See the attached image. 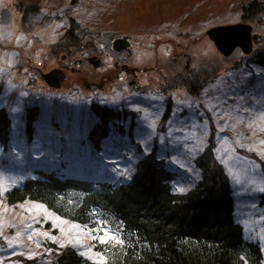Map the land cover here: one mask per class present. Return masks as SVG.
<instances>
[{
	"label": "rangeland",
	"instance_id": "rangeland-1",
	"mask_svg": "<svg viewBox=\"0 0 264 264\" xmlns=\"http://www.w3.org/2000/svg\"><path fill=\"white\" fill-rule=\"evenodd\" d=\"M247 1L42 0L38 15H25L19 0H0V108L11 120L6 144L0 145L1 190L38 171L60 179L126 181L155 145L156 156L174 173L172 186L184 192L196 178L191 160L205 144L211 120L220 142L216 156L232 185L234 217L264 254V205L258 197L264 192V166L243 154L264 161V73L241 64L219 73L218 66L226 58L240 59L241 51L224 57L205 34L212 26L239 22ZM70 17L78 25L73 37L86 38L84 44L64 42L73 28ZM252 25L258 33L254 50L264 44V25ZM90 35L101 48H89ZM121 36L131 45L116 53L110 43ZM92 54L101 58L99 68L86 61ZM78 59L80 66L73 65ZM114 61L136 68L140 89L128 85L131 76L116 79ZM67 64L77 71L66 70ZM59 68L67 79L59 89L48 88L40 71ZM191 74L209 89L200 96L184 88L168 91L172 102L167 106L161 86ZM103 78L102 90L84 88L85 82L100 84ZM92 103L126 109L134 119L117 121L97 147L87 138L96 121ZM33 106L39 110L28 136L25 112ZM114 231L84 229L42 205L9 206L0 197V264H49L56 249L66 245L92 255L97 241L119 240Z\"/></svg>",
	"mask_w": 264,
	"mask_h": 264
},
{
	"label": "trees",
	"instance_id": "trees-1",
	"mask_svg": "<svg viewBox=\"0 0 264 264\" xmlns=\"http://www.w3.org/2000/svg\"><path fill=\"white\" fill-rule=\"evenodd\" d=\"M41 1L19 0L18 5L25 15H38ZM239 20L264 25V0L244 2ZM68 22L73 28L64 42L70 46L77 45L78 41L84 44L86 38L73 37L76 35L73 32L78 30L74 19L70 17ZM89 38V48L100 45L94 37ZM225 60L229 61L218 66L219 73L229 64L230 68L255 66L264 73V44L248 55L241 53L240 59ZM211 71L215 72L216 67ZM192 75H177L161 86L160 93L167 106L172 99L165 94L180 86L191 96H200L209 89V84L195 81ZM38 110V106H33L25 112L28 136ZM90 110L96 121L89 125L87 138L97 147L109 134L110 126L121 119H134L135 115L126 109L96 103L91 104ZM166 118L168 115L162 119ZM10 127L6 110L0 108V145L6 144ZM215 127L216 124L208 120L205 144L191 160L196 178L184 192L172 186L174 173L156 156L154 145L138 160L126 181L113 183L99 177L60 179L52 172L38 171L35 177L19 185L4 191L0 188V197L9 206L36 203L60 220L92 231L108 227L118 234L117 242L97 241L92 255L72 245L59 247L49 264H263L261 245L245 236L234 217L232 185L216 156L220 142L216 140ZM118 129L122 133L120 126ZM243 154L264 166L263 159L257 155ZM258 197L264 205V192Z\"/></svg>",
	"mask_w": 264,
	"mask_h": 264
},
{
	"label": "water",
	"instance_id": "water-1",
	"mask_svg": "<svg viewBox=\"0 0 264 264\" xmlns=\"http://www.w3.org/2000/svg\"><path fill=\"white\" fill-rule=\"evenodd\" d=\"M205 33L216 50L224 57L230 56L237 48L245 55L250 54L253 51V41L258 38L254 26L241 21L212 26ZM128 46L129 41L126 37H118L112 41V49L117 52ZM86 60L94 68L99 66L100 60L96 55L89 56ZM41 79L48 87L58 89L61 87L62 82L67 79V76L61 69H53L41 73Z\"/></svg>",
	"mask_w": 264,
	"mask_h": 264
},
{
	"label": "flooded vegetation",
	"instance_id": "flooded-vegetation-1",
	"mask_svg": "<svg viewBox=\"0 0 264 264\" xmlns=\"http://www.w3.org/2000/svg\"><path fill=\"white\" fill-rule=\"evenodd\" d=\"M121 37H126L128 40H129V38L127 37V36H121ZM129 47H130V45H131V41L129 40ZM111 45H112V42H111ZM101 48V47H100ZM128 48V47H127ZM127 48H123L122 50H120V51H118V52H116V53H120V52H122L124 49H127ZM100 51H102L101 49H100ZM92 55H96V54H92ZM91 55V56H92ZM96 57L100 60V65H101V58L100 57H98L97 55H96ZM64 59H66V56H62V60H64ZM72 64L73 65H75V66H80V64H81V60H74L73 62H72ZM100 67V66H99ZM113 67H114V70L116 71V74H115V77H116V79L118 80H120L121 79V77H125V76H127V77H129V76H131L132 77V79H129V81H128V85L129 86H131V87H133L134 89H140L141 88V86L140 85H137V70H136V68L135 67H129L128 65H127V63H125V62H123V61H114L113 62ZM64 68L66 69V70H68V69H70V71L71 72H76L77 71V69L76 68H74V67H71L70 66V64H67L66 66H64ZM59 69H61V68H59ZM63 70V69H62ZM42 72L40 71V74H41ZM66 75V74H65ZM67 76V75H66ZM105 79L103 78L102 79V81H101V83L100 84H97L96 82H93V83H90V82H85V84H84V88L86 89V90H90V89H92V88H97L98 90H102L103 88H104V86H105ZM61 87H62V85H61ZM96 104H98V103H96ZM98 105H100V104H98Z\"/></svg>",
	"mask_w": 264,
	"mask_h": 264
}]
</instances>
